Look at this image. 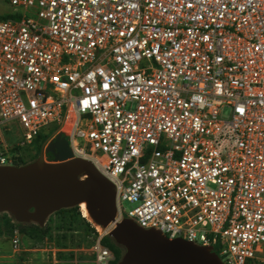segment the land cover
<instances>
[{
	"label": "built area",
	"instance_id": "obj_1",
	"mask_svg": "<svg viewBox=\"0 0 264 264\" xmlns=\"http://www.w3.org/2000/svg\"><path fill=\"white\" fill-rule=\"evenodd\" d=\"M13 123L0 166L60 133L114 185L115 223L264 264V0H0V130ZM107 234L95 264L115 259Z\"/></svg>",
	"mask_w": 264,
	"mask_h": 264
},
{
	"label": "water",
	"instance_id": "obj_2",
	"mask_svg": "<svg viewBox=\"0 0 264 264\" xmlns=\"http://www.w3.org/2000/svg\"><path fill=\"white\" fill-rule=\"evenodd\" d=\"M39 157L22 166H0V214L20 224L45 226L50 216L86 204L96 226L124 250L117 264H223L211 247L168 239L156 229H143L130 219L115 223L116 190L94 164L74 157L66 138L53 133ZM53 156L44 159V148ZM115 224V226H112Z\"/></svg>",
	"mask_w": 264,
	"mask_h": 264
},
{
	"label": "rangeland",
	"instance_id": "obj_3",
	"mask_svg": "<svg viewBox=\"0 0 264 264\" xmlns=\"http://www.w3.org/2000/svg\"><path fill=\"white\" fill-rule=\"evenodd\" d=\"M12 11V9H11ZM50 128H56L53 125ZM47 137L44 143L53 136V132L43 131L41 138ZM23 137L21 127L13 123L7 129L0 130V140L9 147L16 146ZM43 143V144H44ZM42 144V145H43ZM47 144L44 148V159L46 162H52L53 156L46 152ZM42 147V146H41ZM41 149L34 140L31 145L21 148L22 159L25 163H31L39 157ZM10 215L0 214V264H95L92 255V242L94 239L93 229L96 228L91 223L89 216L83 205L77 206L72 212L62 216H53L50 222L52 237L44 240H32L21 234L22 241L17 251L12 248L11 235L4 229V223L7 219H12ZM64 218V219H63ZM64 220L65 222H61ZM91 223V226L88 225ZM62 224V228L56 226ZM102 233L106 230L102 229ZM65 235L67 241H63L61 236ZM67 247V248H65Z\"/></svg>",
	"mask_w": 264,
	"mask_h": 264
},
{
	"label": "trees",
	"instance_id": "obj_4",
	"mask_svg": "<svg viewBox=\"0 0 264 264\" xmlns=\"http://www.w3.org/2000/svg\"><path fill=\"white\" fill-rule=\"evenodd\" d=\"M47 139V137L45 136L44 138H41V134L39 136L36 137L35 141L38 144V149H41L42 144L44 143V141ZM37 159V158H36ZM27 163L24 162L23 159H20L19 163L16 164V166H22L25 165ZM77 208V207H75ZM75 208H71V209H63L55 214H53L52 216L49 217L47 223L45 224V226L40 227L36 224L30 223V224H20L14 221V219H7V221H5L4 223V229L7 232V234H12V232L14 230H18L19 233L29 237L32 240H44L45 238H49L52 237L51 235V231H52V227L50 222H52L53 220V216H62L65 215L66 213L72 212L73 210H75ZM7 215V213H4ZM64 219V218H63ZM91 223H93L91 220H89ZM61 222H65L64 220H61ZM91 223L88 222V225L91 226ZM57 229L62 228V224L56 226ZM96 228L101 231V229L96 226ZM94 231H96V229H93ZM61 239L63 241H67V237L65 235L61 236ZM102 244L104 246H106L107 248H109L114 256L115 259L113 261L112 264H117V262L121 259L124 250L119 247L111 237H109L108 235H106L105 237H103L102 239ZM67 248V247H65Z\"/></svg>",
	"mask_w": 264,
	"mask_h": 264
},
{
	"label": "bare ground",
	"instance_id": "obj_5",
	"mask_svg": "<svg viewBox=\"0 0 264 264\" xmlns=\"http://www.w3.org/2000/svg\"><path fill=\"white\" fill-rule=\"evenodd\" d=\"M81 205H83L84 207H85V210H86V212H87V214H88V216H89V218H90V220L92 221V219H91V217H90V215H89V212H88V209H87V206H86V204L83 202ZM80 205V206H81ZM93 222V221H92ZM99 227V226H98ZM100 229H101V227H99ZM102 230V229H101Z\"/></svg>",
	"mask_w": 264,
	"mask_h": 264
},
{
	"label": "flooded vegetation",
	"instance_id": "obj_6",
	"mask_svg": "<svg viewBox=\"0 0 264 264\" xmlns=\"http://www.w3.org/2000/svg\"><path fill=\"white\" fill-rule=\"evenodd\" d=\"M54 142V137L52 136L50 139H49V141H48V143H53ZM48 154H50V153H48ZM51 155V154H50ZM80 206V205H79Z\"/></svg>",
	"mask_w": 264,
	"mask_h": 264
},
{
	"label": "crops",
	"instance_id": "obj_7",
	"mask_svg": "<svg viewBox=\"0 0 264 264\" xmlns=\"http://www.w3.org/2000/svg\"><path fill=\"white\" fill-rule=\"evenodd\" d=\"M14 231L12 232L11 238L13 237ZM19 235H21V233H19ZM21 237V236H20ZM20 241H22V237L20 239ZM13 248V247H12Z\"/></svg>",
	"mask_w": 264,
	"mask_h": 264
}]
</instances>
